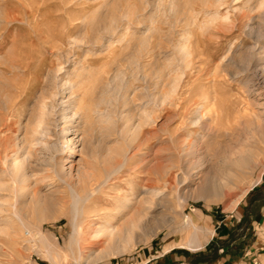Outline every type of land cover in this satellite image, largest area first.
<instances>
[{"label": "rangeland", "instance_id": "obj_1", "mask_svg": "<svg viewBox=\"0 0 264 264\" xmlns=\"http://www.w3.org/2000/svg\"><path fill=\"white\" fill-rule=\"evenodd\" d=\"M259 2L0 0V182L4 186L0 189V264H209L217 255H233L252 245L256 227L264 229V140L258 138L253 144L255 157L248 165L223 174L219 160L226 148L221 144L224 140L211 136L208 148L212 149L206 157L212 183L219 184L215 190L196 192L202 178L195 169L192 176L185 174L175 150H169L174 157L171 175L178 179L165 186L160 177L168 162L167 146L172 145L166 132L180 131L178 103L191 98V104L200 88L210 97L205 102L209 109L220 99L249 100L239 85L243 76L226 82L221 66L227 62L230 70L240 67L250 48L264 58V0ZM225 9L227 24L218 19ZM5 11L15 18L3 19ZM178 43L191 50L189 57L179 58L174 50ZM168 73L163 80L161 75ZM171 76L180 79L173 95L167 93ZM101 96L111 103L95 107ZM63 101L73 105L64 110L65 117ZM256 104L252 109L263 111L264 93ZM95 109L110 110L109 123L102 122ZM192 109L190 105L188 117ZM40 112L43 121L33 134L31 127ZM189 130L195 137L196 127ZM182 132L188 135V130ZM205 139L202 144L209 140ZM144 151L149 156L142 160ZM16 157L25 160L28 171L19 189L7 172ZM110 157L127 158V167L102 183L109 171L102 161ZM83 169L93 174L94 192L82 203L75 229L65 212L70 205L67 176L71 172L76 180ZM146 177L150 188L165 195L166 207L144 209L143 198L152 197L141 190ZM35 199L54 204L37 214ZM140 206L147 218L133 229L126 248L114 252L108 235L96 229L102 224L117 229ZM194 225L199 228L200 246L192 248L188 244L190 234L196 232ZM70 235L80 247L74 241L68 249Z\"/></svg>", "mask_w": 264, "mask_h": 264}, {"label": "bare ground", "instance_id": "obj_2", "mask_svg": "<svg viewBox=\"0 0 264 264\" xmlns=\"http://www.w3.org/2000/svg\"><path fill=\"white\" fill-rule=\"evenodd\" d=\"M224 1V0H223ZM239 1V0H238ZM245 3V2H244ZM262 3V0H260V2L258 3L259 5ZM217 4V2H216ZM215 4V5H216ZM223 4V2H222ZM222 4L219 3V7L222 6ZM263 5V4H262ZM217 6V5H216ZM218 7V6H217ZM236 7V6H235ZM257 7V6H256ZM260 7V6H258ZM170 8V7H169ZM262 8V7H261ZM14 9V8H13ZM171 9V8H170ZM169 9V10H170ZM215 9V8H214ZM219 9V8H218ZM234 9V8H233ZM237 9V7H236ZM235 9V10H236ZM240 9V8H239ZM258 9V8H257ZM27 10V9H26ZM125 10V9H124ZM226 10V9H225ZM238 10V9H237ZM256 10V9H255ZM260 10V9H259ZM10 11V10H9ZM215 11V10H214ZM27 12V11H26ZM124 12V11H123ZM216 12V11H215ZM225 12V13H224ZM237 12V11H236ZM12 13V12H11ZM10 12H3L2 16L3 19L4 18H15V14H11ZM29 13V12H28ZM172 13V12H171ZM214 13V12H213ZM176 14V13H175ZM222 15H220L218 17V19H221L222 22L225 24H227V22L229 23V17H228V12L223 11L222 13H220ZM30 15V13H29ZM173 15V14H172ZM215 16V14H213ZM260 15V14H259ZM20 16V15H17ZM176 16V15H175ZM214 17V18H217ZM165 18V17H164ZM179 18V17H178ZM259 18V17H258ZM263 18V17H262ZM174 19V18H173ZM172 19V20H173ZM171 20V21H172ZM176 20V19H175ZM9 21V20H8ZM171 23V22H170ZM220 24V23H219ZM219 24H217L215 26V30H218L219 28ZM232 26V25H231ZM223 27V26H222ZM221 27V28H222ZM105 29V28H104ZM109 30V29H108ZM218 32V31H217ZM182 38V37H181ZM144 41V40H142ZM147 41V40H146ZM145 41V42H146ZM185 42V41H184ZM180 43V42H179ZM177 44L176 47H174V50L176 52V54L179 56V58L181 60H183V58L187 57L190 53L191 50L185 45V44ZM186 43H188L186 41ZM141 44V43H140ZM146 44V43H145ZM143 44V45H145ZM172 45V44H171ZM142 46V45H141ZM146 46V45H145ZM175 46V45H173ZM190 46V45H189ZM134 47V46H133ZM252 47V46H251ZM143 49V48H142ZM137 50V49H136ZM140 50V49H139ZM251 50V48H250ZM249 50V52L246 54V56L243 59V63H241L240 67L232 70H230L227 67V62L225 64H223V66H221V71L225 72L227 74L228 77V81L226 82H233L238 80L239 76H243L241 77V79H239V85H242L243 87L242 90L245 92L246 96H248L247 98L249 99L248 101L246 100H236V99H220L217 100V102L214 104L212 103L211 109L207 108L208 103L206 104L205 102L209 99L210 97H208V93H206V91H204L203 89L200 91L199 89L197 91H199V96L198 98L195 100H193V102L190 104V99L188 98L184 104H180V108L181 109L177 116L180 119V125H179V132L175 133V132H166L168 139L170 140L169 146H167V155L165 156V161H168L166 163V166L164 168V176L160 177V180L162 181V183L165 186H170L171 183H173L174 177H176V175H171V169L174 166V157L171 153H173V151L175 150V152L177 153L176 155L178 156V160H179V165L184 169L185 174L190 177L192 176L193 172L192 170L195 169V172L197 171V173H199V177L202 178L200 184L196 187L195 191L198 193H203L208 191L210 188L212 190H215V187L219 186L218 182H214L212 183V176H211V165L208 164L207 161V157H206V152H208V150L210 148L209 145L212 142V135L213 137L217 136V137H222L223 138V142L221 143L222 145H225V149L222 151V155L221 158L219 160V164H221L220 168L223 170V174H228L232 171H234L235 169H240L245 167L246 165H248V163L251 161L252 157L255 155L253 154V144H256V140L258 138L262 139V141L264 140V109L263 111H259V112H255V110L252 109V107L254 105L257 106L256 104V99L258 100V97L260 95H263L264 93V58L262 57V55H259V53H251V51ZM139 52V51H138ZM141 52V51H140ZM148 53V52H147ZM140 56V55H139ZM143 56V55H142ZM176 56V55H175ZM190 56V55H189ZM188 56V57H189ZM225 56V55H224ZM136 57V56H135ZM192 57V56H191ZM134 58V56H133ZM137 58V57H136ZM138 59V58H137ZM234 59V58H233ZM185 60V59H184ZM151 62V61H150ZM221 62V61H220ZM142 64V63H141ZM140 64V65H141ZM172 66L173 64L170 63ZM175 64V63H174ZM189 64L188 61H185V65ZM143 65V64H142ZM184 65V66H185ZM239 65V64H238ZM57 66V65H56ZM134 66V65H133ZM144 66V65H143ZM138 67V66H137ZM232 67V66H231ZM230 67V68H231ZM141 68V67H140ZM138 69V68H137ZM178 69V68H177ZM185 69V68H184ZM133 70V69H132ZM171 70V69H170ZM187 70V69H186ZM115 71V70H114ZM134 71V70H133ZM140 71V69H139ZM138 71V72H139ZM161 71V70H160ZM175 71V68H174ZM173 71V72H174ZM177 71V70H176ZM137 72V71H136ZM158 72V71H157ZM156 72V73H157ZM181 72V71H180ZM134 73V72H133ZM162 72H159V74ZM164 73V72H163ZM178 73V72H177ZM158 74V73H157ZM183 74V73H181ZM139 75V74H138ZM166 74L161 75V78L167 77L169 76V73L165 76ZM175 75V74H174ZM179 75V74H177ZM219 75V74H218ZM225 75V74H224ZM141 76V74H140ZM59 77V76H58ZM136 77V76H135ZM160 77V76H159ZM172 78V76H171ZM170 78V79H171ZM166 79V78H165ZM178 79V80H177ZM179 78H177L176 76H173L172 81L170 82V88L168 87V92H171L170 94L173 95L174 93L178 92L177 89V85L179 82ZM167 81V80H166ZM168 81V82H169ZM157 82V81H156ZM162 82V81H161ZM159 83V82H158ZM163 83V82H162ZM165 83V82H164ZM223 83V81H222ZM238 83V82H237ZM67 84V83H66ZM70 83H68L69 85ZM228 84V83H226ZM225 84V85H226ZM60 85V84H59ZM222 85V84H221ZM224 85V86H225ZM61 86V85H60ZM108 87H110L111 89L116 88L115 85H107ZM126 86V85H125ZM165 86V85H164ZM205 86V85H204ZM215 86V85H214ZM229 86V85H227ZM226 86V87H227ZM136 87V86H135ZM159 87V86H158ZM163 87V86H162ZM203 87V86H201ZM208 87V86H207ZM206 87V88H207ZM212 87V86H211ZM232 87V86H229ZM238 87V88H240ZM215 88V87H212ZM211 88V89H212ZM237 88V89H238ZM49 89H52L49 88ZM179 89V88H178ZM210 89V90H211ZM233 89V88H232ZM59 90H61L59 88ZM155 90V87H154ZM161 90V89H159ZM215 90V89H214ZM229 90V89H228ZM56 91V90H55ZM157 91V90H156ZM166 91V90H165ZM212 91V90H211ZM52 92V91H51ZM116 92V91H115ZM119 92V91H118ZM54 93V92H53ZM231 93V91H230ZM55 94V93H54ZM118 94V93H117ZM207 94V95H206ZM109 95V93H108ZM116 95V93H115ZM240 95V94H238ZM111 96V95H110ZM147 96V95H146ZM189 96V95H188ZM192 96V95H191ZM212 96V95H211ZM236 96V95H235ZM241 96V95H240ZM65 97V96H64ZM136 97V96H135ZM214 97V96H213ZM154 98V97H153ZM172 98V97H171ZM229 98V97H228ZM240 98V97H239ZM98 99V98H97ZM110 99V98H109ZM109 99H105L102 96L95 101V107H98L100 103H105V102H110ZM115 98H113L114 100ZM166 99L163 97V100ZM169 99V98H168ZM181 99V98H180ZM71 100V99H70ZM73 100V99H72ZM122 100V99H121ZM182 100V99H181ZM212 100V99H211ZM226 100V101H225ZM94 101V100H93ZM167 101V100H166ZM67 103H65L63 101V108H62V112L61 115L62 117H65L67 113H65V111L68 109V111H70L73 107L71 101H66ZM111 103V102H110ZM163 105V102L161 103ZM210 104V102H209ZM93 105V104H92ZM109 105V104H107ZM160 105V104H159ZM190 105H193V109L191 110V117H188V113H189V109H190ZM106 106V105H105ZM254 106V107H256ZM90 107V106H87ZM192 107V106H191ZM261 107V106H259ZM258 107V108H259ZM113 108V107H112ZM136 108V107H134ZM151 108V107H150ZM149 108V109H150ZM66 109V110H65ZM104 109V108H103ZM209 109V110H208ZM262 109V107H261ZM65 110V111H64ZM96 111H98V114L100 116V119L102 120V122L105 123H109L110 118L112 117L111 113L109 112L110 110H108L107 112H103V111H99V109H95ZM94 110V111H95ZM48 111V110H47ZM86 111V110H85ZM153 111V110H152ZM75 112V111H74ZM112 112V111H111ZM41 114H39L37 116V120L34 122L33 127H31V132L33 134L37 133L39 131V128L42 124L43 121V113L40 112ZM70 113V112H69ZM89 113V112H88ZM145 113V112H144ZM149 113H151L149 111ZM148 113V114H149ZM90 114V113H89ZM140 114V113H139ZM142 114V113H141ZM88 116V115H87ZM90 116V115H89ZM111 116V117H110ZM154 116V115H153ZM173 115L170 116H166L165 121H169L170 118H172ZM48 117V116H47ZM61 117V116H60ZM75 117V116H73ZM177 117V118H178ZM36 118V117H34ZM46 118V117H45ZM129 118V117H128ZM146 118V117H145ZM149 118V117H148ZM175 118V116L173 117V119ZM112 119V118H111ZM172 119V120H173ZM187 121H186V120ZM67 120V119H66ZM148 120V119H147ZM144 122V121H143ZM149 122V121H148ZM153 123V122H152ZM166 124V123H165ZM136 126V123L134 124ZM140 125V124H139ZM126 126V125H125ZM130 126V125H129ZM134 127V126H133ZM162 127V126H160ZM164 127H167L164 125ZM190 127V128H189ZM191 127H196V131H193V135L195 137L191 138V133L192 130ZM198 129V131H197ZM135 130V129H134ZM133 130V131H134ZM167 130V129H166ZM176 130V129H175ZM183 130H188L187 134L185 135L183 134ZM195 130V129H194ZM66 131V130H65ZM151 131V130H150ZM149 132V131H148ZM62 133V132H61ZM136 133V132H134ZM139 133V131H138ZM148 134V133H147ZM32 135V134H31ZM133 136V135H132ZM188 136V137H187ZM147 137V136H146ZM215 137V138H217ZM38 138V137H37ZM42 138V137H41ZM190 138V139H189ZM206 138V139H205ZM207 138H209L208 142L205 144H202V140H207ZM211 138V139H210ZM135 139V138H134ZM145 139V138H143ZM167 139V138H166ZM33 140V139H32ZM40 140V139H39ZM65 140V139H64ZM149 140V139H148ZM217 140V139H216ZM214 140V141H216ZM46 141V140H45ZM141 141V140H140ZM41 142V141H40ZM66 148L68 151L71 150V144L70 141L66 140ZM32 143V142H31ZM34 143V141H33ZM49 143V142H48ZM24 144V143H23ZM130 144V143H129ZM143 144V143H142ZM219 144V141L218 143ZM220 144V145H221ZM29 145V144H27ZM213 145V144H212ZM219 145V147H220ZM23 146V145H22ZM137 146V145H136ZM19 147V146H18ZM50 147V146H49ZM140 146H137V148H135V150H139ZM205 147V149H204ZM254 147V146H253ZM57 148V147H56ZM127 148V147H126ZM153 148V147H152ZM150 149V147H149ZM147 148V151L149 150ZM165 149V148H164ZM212 149V148H211ZM46 150V149H45ZM166 150V149H165ZM171 150V153L170 151ZM150 151V150H149ZM128 152V151H127ZM210 152V151H209ZM220 152V151H219ZM52 153V152H51ZM134 153V152H133ZM140 157L143 159H145L146 157L149 156V153H147L146 151L140 153ZM221 154V153H220ZM132 155V154H131ZM208 155V154H207ZM152 156V155H151ZM150 156V157H151ZM12 159V158H11ZM109 160H103L102 162L105 161V169H107L106 167L109 168V171L106 173V178L102 181V183H104L111 174H113L116 171H119L122 168L127 167V163H126V159L124 158L123 160L121 159V161H117L115 159H112L111 157L108 158ZM173 161V162H172ZM210 161V160H209ZM11 164L8 165V175H10V178L12 181H14V183H18V189L20 187H22V182L24 181L26 175H28V171H26V166H25V160L24 159H18L13 158V161L10 162ZM9 164V163H8ZM89 166V165H88ZM215 166V165H214ZM213 166V167H214ZM92 167V164L89 166ZM132 167V166H131ZM6 168V167H5ZM218 168V167H217ZM108 170V169H107ZM2 172V171H1ZM94 172V171H93ZM160 172V171H159ZM220 172V171H218ZM174 173V172H173ZM176 173V172H175ZM44 174V173H43ZM177 174V173H176ZM195 174V173H194ZM213 174V173H212ZM222 175V172L220 173ZM30 175V174H29ZM179 175V174H178ZM91 177V178H90ZM92 177L93 174H88L86 172L85 169H83L82 171H78L77 172V177L76 180L73 179V176L71 174V172L69 173V175L67 176L68 178V186H69V195H70V202H69V208L67 210H65V212H68L67 214H69L70 216V221L72 224V227L75 228V223L77 225L78 222V218L80 217V211L81 209H83L84 204L82 206V203L86 202L87 199L90 197V195L94 192V189L91 187L92 184ZM179 177V176H178ZM178 177H176L175 179L177 180ZM185 177V176H184ZM147 178V177H146ZM159 178V177H158ZM223 178V177H221ZM200 179V178H199ZM207 179V181H206ZM143 181V180H142ZM140 181V182H142ZM159 181V180H158ZM258 181V180H257ZM9 182V181H8ZM25 182V181H24ZM129 182V181H128ZM149 183L150 180L149 178H147L145 180V182L143 184V187H141V190L143 193H147V194H151L152 197H144L143 198V202H144V209L145 208H150L151 209H155V208H159L160 207H166V202H165V195H158V192L156 189H152L149 187ZM17 186V184H16ZM162 186V185H161ZM221 187V186H220ZM4 189L3 183L0 182V189ZM2 189V190H3ZM21 190V189H20ZM211 190V191H212ZM84 193V195L82 194ZM2 195V194H1ZM146 195V194H145ZM144 195V196H145ZM149 196V195H148ZM136 197V196H135ZM1 199V197H0ZM136 200V199H135ZM4 201V200H3ZM57 201V200H55ZM141 201V202H142ZM65 202V201H64ZM142 202V203H143ZM129 203V200L125 203L127 204ZM132 203V202H131ZM54 202L52 200H43L42 202L39 199H35L34 202V209L36 211V213H40L42 212L43 209L50 207L51 205H53ZM152 205V206H151ZM121 206V205H120ZM127 206V205H126ZM142 206V205H141ZM139 207V210H135L134 212H132L130 214V216L127 218V221L125 223H123L120 227H118L117 229H113L111 227V229H109V226L106 227L104 224L100 225L95 232L97 231H104L106 235H108V240L110 241V243H112V250L114 252H118L120 250H122L123 248H126V246L128 245V243L131 241L132 238V231L133 229L139 225V223L141 221H143L144 219L147 218V211H143L141 208L143 207ZM122 208V207H121ZM33 209V210H34ZM84 213V212H82ZM66 214V215H67ZM83 216H85V214H83ZM86 218V217H85ZM114 218V217H113ZM164 221V220H162ZM165 222V221H164ZM99 223V222H98ZM109 223V222H108ZM192 223V221H191ZM107 224V223H106ZM160 225H157L156 227H154L153 231L151 232V234L157 232V230L160 228ZM112 226V225H110ZM195 226V225H194ZM76 229V228H75ZM199 228L197 226L194 227V231L190 234V238H189V246H191L192 248L194 247H199L200 246V240H199V233H198ZM1 231V229H0ZM73 232H75V230L73 229ZM7 235V233H6ZM9 236V235H8ZM41 239V238H40ZM77 243L76 239L73 238V235H70L69 238V250L70 248H72L73 243ZM43 242V241H42ZM67 244V243H66ZM78 244V243H77ZM80 244V243H79ZM78 244V245H79ZM80 247V245H79ZM190 247V248H191ZM189 248V247H188ZM111 250V251H112ZM79 257V256H78ZM78 261H80V257L77 259ZM80 263V262H79Z\"/></svg>", "mask_w": 264, "mask_h": 264}, {"label": "crops", "instance_id": "obj_3", "mask_svg": "<svg viewBox=\"0 0 264 264\" xmlns=\"http://www.w3.org/2000/svg\"><path fill=\"white\" fill-rule=\"evenodd\" d=\"M261 215L264 216V204L261 207ZM237 220L238 219L235 221L238 222ZM253 223L256 224V221H253ZM253 236L255 237V241L247 250L239 253L237 252L233 255L228 254V252H226V254L217 255L215 258L211 259L209 264H264V246H262V244H264V229L260 231V229L256 227ZM259 241L262 242L259 243Z\"/></svg>", "mask_w": 264, "mask_h": 264}]
</instances>
